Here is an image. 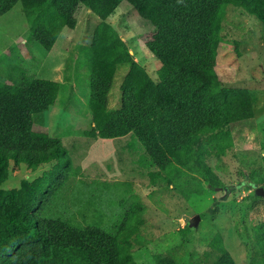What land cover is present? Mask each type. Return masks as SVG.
Returning a JSON list of instances; mask_svg holds the SVG:
<instances>
[{
	"label": "trees",
	"instance_id": "1",
	"mask_svg": "<svg viewBox=\"0 0 264 264\" xmlns=\"http://www.w3.org/2000/svg\"><path fill=\"white\" fill-rule=\"evenodd\" d=\"M123 1L0 0V17L21 3L32 38L50 51L65 27H76L83 3L100 18L88 55L93 127L86 133L103 139L130 134L129 148L141 151L138 164L148 170L153 185L195 176L214 189L223 187L207 159L220 155L219 138L229 137L231 126L246 121L251 111L247 91H224L216 70L223 26L230 7H241L264 24V0L139 3L138 15L153 26L143 42L163 65L159 83H151L137 67L127 43L108 22ZM125 68L120 107L111 109L114 80ZM11 80L0 78V184L12 163L30 171L53 166L18 189L0 193V264H138L131 239L140 228L141 206L131 205L118 224L104 228L96 206L103 192L98 181L89 186L61 141L34 129L36 116L59 98L61 82L37 78L21 66L12 69ZM76 178L87 191L69 185ZM263 183L264 173L247 187ZM252 251L250 264H264V235ZM155 262L236 264L221 233L214 234L199 259L157 254Z\"/></svg>",
	"mask_w": 264,
	"mask_h": 264
},
{
	"label": "rangeland",
	"instance_id": "2",
	"mask_svg": "<svg viewBox=\"0 0 264 264\" xmlns=\"http://www.w3.org/2000/svg\"><path fill=\"white\" fill-rule=\"evenodd\" d=\"M141 2L124 0L108 22L127 43L137 67L146 72L151 83H159L164 78L163 65L143 42L153 26L138 15L136 7ZM76 18V27H65L47 51L32 38L22 5L17 3L0 17V78L11 82L7 76L20 66L37 78L56 80L59 75L60 96L36 116L34 129L61 141L89 186L91 181H98L103 192L102 196L97 194L96 206L104 228L118 224L120 214L138 203L142 221L131 239L138 264H156L157 254L199 259L216 233H221L236 264H250L252 244L264 235V198L255 194V188L264 187V183L254 189L247 187L257 184L264 173V24L241 7L227 10L216 70L224 91H247L251 111L246 121L231 126L229 137L219 138L220 155L207 159L224 184L214 189L195 176L153 185L148 170L138 164L141 151L129 148L130 134L103 139L86 133L93 127L88 106V55L100 18L83 3ZM127 70L114 80L111 109L120 107V85ZM52 166L45 164L30 171L25 165L12 163L0 193L18 189ZM78 178L69 185L87 191Z\"/></svg>",
	"mask_w": 264,
	"mask_h": 264
},
{
	"label": "water",
	"instance_id": "3",
	"mask_svg": "<svg viewBox=\"0 0 264 264\" xmlns=\"http://www.w3.org/2000/svg\"><path fill=\"white\" fill-rule=\"evenodd\" d=\"M255 194L260 197H264V187L258 186L255 188Z\"/></svg>",
	"mask_w": 264,
	"mask_h": 264
},
{
	"label": "crops",
	"instance_id": "4",
	"mask_svg": "<svg viewBox=\"0 0 264 264\" xmlns=\"http://www.w3.org/2000/svg\"><path fill=\"white\" fill-rule=\"evenodd\" d=\"M25 41H27V39L26 40H22L23 44H24ZM58 77H59V75H57V77H56L57 81H59ZM7 78H11V77L7 76Z\"/></svg>",
	"mask_w": 264,
	"mask_h": 264
}]
</instances>
